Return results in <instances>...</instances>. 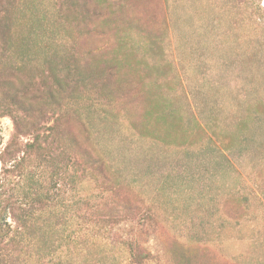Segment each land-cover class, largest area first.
I'll list each match as a JSON object with an SVG mask.
<instances>
[{"label": "rangeland", "instance_id": "obj_1", "mask_svg": "<svg viewBox=\"0 0 264 264\" xmlns=\"http://www.w3.org/2000/svg\"><path fill=\"white\" fill-rule=\"evenodd\" d=\"M0 264H264V0H0Z\"/></svg>", "mask_w": 264, "mask_h": 264}, {"label": "trees", "instance_id": "obj_2", "mask_svg": "<svg viewBox=\"0 0 264 264\" xmlns=\"http://www.w3.org/2000/svg\"><path fill=\"white\" fill-rule=\"evenodd\" d=\"M15 223L17 224L19 229L22 228V230H25V231L27 230L28 222L24 221V222L21 223L19 221H16Z\"/></svg>", "mask_w": 264, "mask_h": 264}]
</instances>
